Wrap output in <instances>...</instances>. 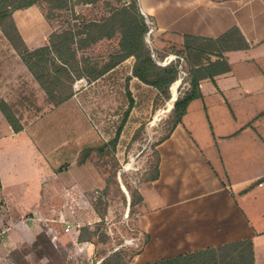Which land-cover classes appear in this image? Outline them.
I'll use <instances>...</instances> for the list:
<instances>
[{
	"label": "rangeland",
	"instance_id": "rangeland-1",
	"mask_svg": "<svg viewBox=\"0 0 264 264\" xmlns=\"http://www.w3.org/2000/svg\"><path fill=\"white\" fill-rule=\"evenodd\" d=\"M77 1L71 0L63 7L59 0H43L41 6L52 14L53 31L73 28L82 42L86 24L103 21L123 2L103 0L94 6H83L76 5ZM20 16H28L27 20L39 29L45 22L37 7L29 13L18 11L17 18ZM38 34L36 41L43 37ZM172 40L177 47L184 43L179 35ZM8 42L0 41V54L6 56L4 67L0 69L8 71L1 74L0 98L12 108L23 130L15 133L0 111V136L3 137L0 139V169L4 194L17 209L42 206L47 216L68 214L67 222L80 233L96 231L101 240L92 259L88 260L85 248L78 252L68 243H53L44 229L46 237H41L35 253H31V248L20 250L21 255L27 252L21 264H101L104 257L121 248L139 250L142 241H132L137 234L134 224L138 207L131 212V194H140L141 185L151 177L157 164L156 144L171 128L169 108L174 104L173 98L185 88L184 82H179L182 74L171 87L173 95L171 90L168 101H163L155 89L137 78L130 79L135 57L102 74L111 56L128 51L125 36L119 34L77 50L85 75L73 83L72 98L55 106L22 58L16 59ZM146 42L158 63L166 59L159 61L162 53L175 55L178 50L173 46L168 51H159L156 48L159 43L153 35L150 40L147 35ZM131 98L133 106L116 140ZM194 116L193 107L185 121L190 127L192 123L204 122L202 115L197 119ZM32 216L33 213H29L25 218ZM1 221L0 209V231H3L6 225ZM55 226L64 232V225ZM0 238L1 246L3 238ZM8 259L4 261L6 264H17L10 254Z\"/></svg>",
	"mask_w": 264,
	"mask_h": 264
},
{
	"label": "crops",
	"instance_id": "crops-1",
	"mask_svg": "<svg viewBox=\"0 0 264 264\" xmlns=\"http://www.w3.org/2000/svg\"><path fill=\"white\" fill-rule=\"evenodd\" d=\"M138 3L142 14L153 22V37L161 52L173 46L181 49L183 43L177 47L172 40L175 35L219 38L233 27L242 31L251 47L226 54L231 72L214 81L202 80L203 97L189 105L182 123L157 146L160 175L140 188L143 201L137 205V234L133 240L142 241V251L131 264L151 263L247 239L253 242L255 264H264V0ZM36 7L45 19L41 29L32 25L28 16L17 18L18 11L13 15L30 50L47 45L53 32L41 6L24 11L29 13ZM38 32L43 35L40 41H36ZM5 40L8 42L0 29V41ZM172 55L168 53L166 58ZM5 60L6 56L0 54V66L4 67ZM4 71L0 69V78ZM193 107L194 117L202 115L204 122L190 127L185 121ZM0 177L1 223L6 225L0 232L9 233H0V264H6L13 250L24 242L31 243L44 229L53 243L71 241L74 249L82 252L85 248L88 260L92 259L96 246L80 242V230L62 222L68 214L47 216L42 206L17 209L4 194L1 169ZM29 213L34 216L25 218ZM55 224L64 225V232ZM67 226H73L70 232Z\"/></svg>",
	"mask_w": 264,
	"mask_h": 264
},
{
	"label": "trees",
	"instance_id": "trees-1",
	"mask_svg": "<svg viewBox=\"0 0 264 264\" xmlns=\"http://www.w3.org/2000/svg\"><path fill=\"white\" fill-rule=\"evenodd\" d=\"M59 1L63 7H67L68 3L71 2V0ZM102 1L78 0L76 5L94 6ZM42 2L43 0H0V29L55 106H60L72 98L71 87L73 83L85 75L80 66L81 62L77 58V50L87 49L103 39L111 40L119 34L125 36L128 51L124 54L111 56L110 61L101 70L102 74L113 70L128 58L135 57L136 62L130 79L137 78L143 84L155 89L158 97H161L163 101H168L171 98V87L180 78L181 71L186 73L183 80L185 88L180 91V95L171 110L169 118L171 128L166 136L156 144L157 164L152 169L151 177L144 183H151L159 178L160 158L156 148L168 139L176 127L182 123L189 105L203 97L200 88L201 81L204 79L214 81L215 77L231 72L226 54L231 51L248 50L251 47L238 27H233L219 38L184 35V43L181 49L174 53L182 58L183 62L178 59L162 66L154 59L153 52L147 45L146 36L150 26L140 10L138 0H123L121 5L113 8L103 21L94 20L84 26L83 42L74 34L73 28L63 31L54 30L49 36L47 45L30 50L18 30L13 15L19 10H26L35 5L41 6ZM42 10L46 20L52 26L51 12L46 13L43 8ZM162 54L163 57L159 61H163L168 55L166 52ZM64 91L66 93L63 94ZM133 103L131 98L130 107L117 130L116 140L122 134ZM0 111L15 133L23 130V126L12 108L2 98H0ZM1 190L2 180L0 177V192ZM142 201L141 193H132L131 212ZM0 205L3 206L1 198ZM42 236L46 237L44 230L37 232L31 243L24 242L20 247L13 250L10 256L17 264H21L23 259L27 258V252L24 251L21 255L20 250L31 248V253H35ZM79 241L90 242L95 246L101 243L98 232L90 230L81 232ZM67 245L72 246V243L69 242ZM141 251L142 247L139 250L121 248L104 257L101 264H131L133 257L140 254ZM146 264H255L254 246L252 240L247 239Z\"/></svg>",
	"mask_w": 264,
	"mask_h": 264
},
{
	"label": "built area",
	"instance_id": "built-area-1",
	"mask_svg": "<svg viewBox=\"0 0 264 264\" xmlns=\"http://www.w3.org/2000/svg\"><path fill=\"white\" fill-rule=\"evenodd\" d=\"M145 18H146V22H147V24L150 26V30H149V32H148V34H147V35H148V40H150V37L154 34V26H153V22L150 21V20L148 19V17L145 16ZM178 59H180L181 62H183V59L180 58L179 56H177V55H172V56L167 57V58L164 60V62H160L159 64L162 65V66H166V65H168V64H170V63H172L173 61H176V60H178ZM181 74H182V77H181V79H180L179 82H183L184 78L186 77V73H185L184 71H181ZM0 209H2V206H1V205H0ZM62 222H63L64 224H68L66 218H64V217L62 218ZM72 227H73V226H67L66 231H67V232H70V230H72ZM132 241L134 242V240H132ZM126 243H127V242H126ZM98 264H99V263H98Z\"/></svg>",
	"mask_w": 264,
	"mask_h": 264
},
{
	"label": "water",
	"instance_id": "water-1",
	"mask_svg": "<svg viewBox=\"0 0 264 264\" xmlns=\"http://www.w3.org/2000/svg\"><path fill=\"white\" fill-rule=\"evenodd\" d=\"M171 90H172V89H171ZM172 95H173V90H172ZM177 99H178V95H177L175 98H173L174 103L177 101ZM173 107H174V104L172 105V107L169 108V111H171V110L173 109ZM122 188H123V190H126V188L124 187V185H122ZM129 198H130V197H129Z\"/></svg>",
	"mask_w": 264,
	"mask_h": 264
},
{
	"label": "bare ground",
	"instance_id": "bare-ground-1",
	"mask_svg": "<svg viewBox=\"0 0 264 264\" xmlns=\"http://www.w3.org/2000/svg\"><path fill=\"white\" fill-rule=\"evenodd\" d=\"M172 100V99H171Z\"/></svg>",
	"mask_w": 264,
	"mask_h": 264
}]
</instances>
